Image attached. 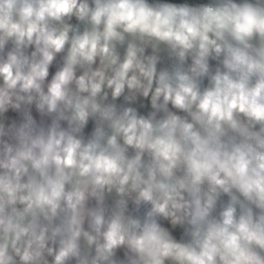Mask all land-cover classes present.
Wrapping results in <instances>:
<instances>
[{"label": "clouds", "instance_id": "clouds-1", "mask_svg": "<svg viewBox=\"0 0 264 264\" xmlns=\"http://www.w3.org/2000/svg\"><path fill=\"white\" fill-rule=\"evenodd\" d=\"M0 264H264V0H0Z\"/></svg>", "mask_w": 264, "mask_h": 264}]
</instances>
